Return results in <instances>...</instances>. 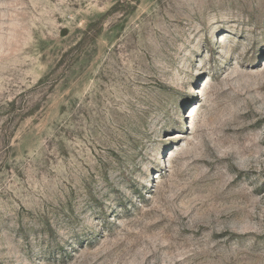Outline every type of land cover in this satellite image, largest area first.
Masks as SVG:
<instances>
[{"label": "rangeland", "instance_id": "rangeland-1", "mask_svg": "<svg viewBox=\"0 0 264 264\" xmlns=\"http://www.w3.org/2000/svg\"><path fill=\"white\" fill-rule=\"evenodd\" d=\"M0 264H264V0H0Z\"/></svg>", "mask_w": 264, "mask_h": 264}]
</instances>
